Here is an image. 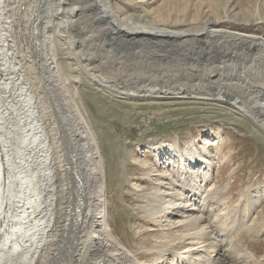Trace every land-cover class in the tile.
I'll list each match as a JSON object with an SVG mask.
<instances>
[{"label": "bare ground", "instance_id": "1", "mask_svg": "<svg viewBox=\"0 0 264 264\" xmlns=\"http://www.w3.org/2000/svg\"><path fill=\"white\" fill-rule=\"evenodd\" d=\"M74 1L76 0H0V264H146L116 243L114 237L106 232V209L101 196L106 180L103 157L97 139L77 103L79 93L69 87L70 80L79 83L80 79L77 76L66 77L59 51L65 49L74 56L82 54V51L103 52L106 48L103 41L112 43L113 38L126 47V50L131 44L145 48L148 43L145 40L160 41L157 43L165 45L173 43L172 46H176V42L186 37L187 33L160 28L157 23H151L147 15L153 16V21L161 23L170 20L173 10L182 9L180 12L189 18L190 7L206 3L210 10V2L213 0H166L164 6L153 12L147 11L146 15L130 14L125 17L111 8V0H84L90 9L89 12L86 10L87 15L84 17L80 8L78 9L80 3L76 7L72 4ZM139 1L138 5H143L145 10L151 5L150 0ZM178 1L184 5L183 8ZM253 1H248L249 8ZM230 3L224 6L227 15L236 11V7L233 8ZM169 4H172L171 10L168 9ZM211 14L206 23L207 30L192 36L191 40L210 37L219 43L217 46L228 45L230 48L227 51L241 46L253 48L254 54L244 57L240 63L232 62L233 64L206 60L210 64V71L207 62L208 68L202 71L194 69L191 65L194 58L190 57V64L179 61L173 68L167 66L176 61L153 65L151 72L157 74L138 73L139 70H134L138 69L134 68L137 61L135 59L129 70L137 71L136 76L121 82L96 76L95 67L80 65V68L88 75L91 83L111 94L139 99L203 98L221 103L232 101L229 104L237 106V110L244 114H250L264 130V103L258 102L257 111H252L239 99L242 92L239 93L230 84L234 79L248 78H245V72L247 68L255 66L258 55L264 52V47L260 46L264 42H258L250 35L227 34L216 30L219 19ZM200 15L201 13L196 14L192 20H198ZM83 21L108 24L107 29L103 26L98 28H104L106 36L91 30L94 32L92 37L86 35L84 42H75L71 39L73 30L83 34L86 30ZM96 34L99 36L95 37ZM66 35L69 36L68 40ZM137 49L132 53V59L140 55L141 51L136 52ZM106 54L110 61H102L100 65L108 64L110 69L120 71L129 68L125 66L124 60L116 58L117 56H113V59L111 54ZM147 57L154 60L153 56ZM201 58L203 64L205 56ZM209 60L213 61V57ZM145 64L151 62L147 61ZM141 65L142 62L137 67L142 68ZM164 69L165 74L161 72ZM185 80L190 83L187 84ZM179 82L182 83L179 88L173 87L172 84ZM208 88L214 92L211 93ZM207 148L202 147L203 150H208ZM159 150L163 153L159 154L158 151L157 154L161 174L155 183V191L143 196L145 204L141 208L142 212L149 214L154 221L164 217L166 225L171 228L180 220L178 223L181 226L174 228L182 229L179 230L180 237L169 241V245L173 243L172 246H177L171 251L172 254L178 255L181 252L179 249L190 248L187 247L190 245H201L210 254L217 251L216 256L210 258V264H226L227 257L220 253L221 246L206 225L210 221L206 216L214 218L212 211L216 203H220V199L216 198L217 195L202 196L200 190L195 188L196 185L201 187L202 183H198L200 180L188 178V174L194 173L196 169L211 171L213 163H209L208 167V164L203 167V164L196 165L192 155L194 149H186L188 160L184 161H190L189 164L181 167L179 175L178 170H175L186 187H189L185 193H181L174 180L170 179L167 168L166 158L171 150ZM262 191L264 190L260 192ZM250 199L240 206V213L236 218L239 227L246 226L255 219L256 203ZM220 224L225 228V221ZM230 228L227 230L237 234V230ZM249 229L259 236L264 233V222L252 224ZM232 238L233 235H230L228 245L237 249L238 245ZM190 252L194 251H188ZM244 252L238 251L237 255ZM245 253L249 255L248 252ZM235 255L229 258L234 259ZM154 261V264H158L160 259L155 257Z\"/></svg>", "mask_w": 264, "mask_h": 264}, {"label": "rangeland", "instance_id": "2", "mask_svg": "<svg viewBox=\"0 0 264 264\" xmlns=\"http://www.w3.org/2000/svg\"><path fill=\"white\" fill-rule=\"evenodd\" d=\"M138 1L111 0L110 6L121 17L130 14L146 15L145 12H153L164 6L166 0H150L149 3L151 5L146 10L143 5H138L140 2ZM248 1L213 0L210 2L211 12L208 10L206 3L201 6H193L189 10V18L180 12L182 9H175L171 12L172 19L170 18L169 21L164 22L160 21L161 23L153 21V16H147L151 23H157L160 28L165 27L164 29L187 33L186 37L176 42L177 45L179 42L189 41V39L193 38L192 36L198 35L205 29L207 30L206 23L209 22L208 15L211 13H213L211 15L215 18L219 19L216 30L227 34L250 35L262 41L264 40V0H254L250 6L251 8H249ZM228 3L233 8L236 7L234 9L236 11L228 14L229 16L226 14L224 7ZM72 4L76 7L77 5L79 6L78 9L80 8L79 10L82 11L81 13L84 17L87 15L86 10L90 11L89 5L84 0H76ZM172 4L168 5L169 10L172 9ZM178 4L181 8L184 7L180 1H178ZM189 6H191V3ZM200 13L201 15L197 17L198 20H192L196 14ZM83 24L85 27L83 28L86 29L83 34L73 30L71 39L75 42H84L87 36H93L95 30L101 33L102 36H106L104 35V28H109L106 23L100 24V26L92 21H83ZM102 26L104 27L102 28L103 30L98 29ZM91 30H94V32H91ZM94 36L98 37L99 35L96 34ZM68 37L66 35L67 40ZM110 38L113 37L110 36ZM197 40L195 47L190 51L191 53L199 52L198 54L200 55L191 61L196 63L192 67L198 71L209 67L208 70L210 71V64L206 60L211 59L213 56L218 57L224 50L221 46H217L219 43L214 42L210 37H200ZM113 41L112 43L103 41L106 45H104L106 47L104 51L93 52L94 54L82 51V54L74 56V54H68L65 49L59 51V59L66 77L77 76L80 79L79 83L70 80L69 87L79 93L76 99L77 103L80 105V109L97 139L100 153L103 157L106 180L101 190V196L103 197L102 204L106 209L104 212V222L107 223L105 225L106 232L114 237L116 243L138 257L142 263L154 264L153 261L156 257L160 259L158 264H175L172 263L174 258L171 251L177 246H172L173 243L169 245V241L180 237L181 232L179 230L182 229H174L177 226H181L178 223L180 220H177V225L171 228L166 225L167 221L164 217L154 221L155 219L150 217L149 214L143 213L141 208L145 204L143 196L155 191V183L161 174L159 161L154 162V154L156 153L154 150L157 149V152H162L159 150L162 148L171 150V153L166 158L170 179L174 180L175 186L181 190V193H185L189 187H186L182 177L180 178L178 175L181 173V167L186 164L183 160H188L185 154L186 149H194L192 155H194L200 165L203 164L202 167L207 164L206 162L209 159H211L210 163H213L211 171L200 172L196 169L194 173L188 174V178L189 180L194 178L200 180L198 183L199 185L202 183L201 187L196 185L195 188L200 190V193L203 194L202 196L217 195L216 198L220 199V203L214 204L213 214L210 213V215H214V218L209 217V215L206 216L210 220H206L208 221L206 225L211 229L212 237L214 239L217 238L215 240L221 246L220 253L223 257H227V260H225L226 264H264V233L256 236L249 229L252 224L264 222V191L260 192L264 190V130L252 120L250 114H244L238 111L237 108L224 105V103L218 101L212 102L203 98L200 100L176 98L139 99L111 94L99 88L91 83L90 78L82 67L80 68V65L91 66L90 68L95 67L94 73L96 76L108 78L110 81L121 82L124 79L130 80L136 76L137 71L135 72L134 70H139L138 73H149L153 65L159 66L161 64L156 59L153 60L147 57L143 52V46H140L136 51H141L140 55L132 59L125 53L126 47L120 45L121 43L117 42L115 38H113ZM190 44L193 46V43ZM112 46L116 47L112 48ZM226 46L224 45L223 47L226 49L230 48L228 45ZM243 48L240 46L236 50H243ZM122 50L124 51L118 53ZM106 53L111 54V58L117 56L116 58L124 60L125 66H129V68L126 67L120 71L115 68L110 69L108 64L100 65L102 61L104 63L110 61L109 55ZM260 54H257L258 60H256L255 66L252 64L254 67L247 68L245 78H248L246 80L243 79L245 81L238 78L239 80L234 79L230 82L239 93L242 92L239 94V99L245 102L252 111H257L258 102L264 103V52ZM202 56H205L203 64L201 63ZM135 59L137 61L134 68L138 69L129 70L130 67H133L131 63L133 64ZM147 61L151 62V64H145ZM141 62L142 68L137 67ZM206 62L208 67H206ZM122 66H124V63ZM143 67L145 68L143 69ZM185 82L187 84L190 83L186 80ZM151 84L154 85L152 82ZM180 84L182 85L181 82L172 85L175 88H179ZM202 147H208V150H203ZM175 150L183 153H176ZM201 158L203 160H200ZM208 166L209 164L206 167ZM175 170H178V172ZM173 186L171 185V187ZM187 193L190 194V192ZM248 199L256 203V208L254 209L255 219H253L254 222L252 221L246 226L239 227L236 224V218L238 213H240V206ZM205 211L207 212V210ZM202 213L206 215L205 212ZM211 218L216 220L217 223L212 222ZM223 221L226 222L225 228L220 224ZM230 227L237 230V234L227 230L231 229ZM230 235H233L232 240L238 245L239 249H233L232 246L228 245ZM199 246L201 245H194V247L190 245L187 246L190 248L179 249L181 251L179 263L194 264L199 257L196 248L197 250H202ZM166 250L169 251L167 252ZM187 250H193L194 252L188 253ZM238 251L248 252L250 256L244 252L240 255L242 257H240L237 255ZM216 253L217 251H213L211 255L213 256ZM233 254H236L234 259L229 258ZM243 255L246 258H243Z\"/></svg>", "mask_w": 264, "mask_h": 264}, {"label": "water", "instance_id": "3", "mask_svg": "<svg viewBox=\"0 0 264 264\" xmlns=\"http://www.w3.org/2000/svg\"><path fill=\"white\" fill-rule=\"evenodd\" d=\"M255 40L258 42H264V40H262V41L257 40V39H255ZM145 42H148L146 47L143 49V52H145V55L146 56H153L154 59L159 61L161 64L162 63L167 64V63H170L172 61H176L173 64L170 63L171 68H173V66H175L179 61L187 62L190 64V62L188 61L189 59H191L190 57L196 58V56L200 55V54H198L199 52L191 53V51H190L191 49H193L195 47L196 43L198 42V40L196 38H195V40H191L188 42H179V44L176 46H172L173 43H170L171 45H165L163 43H157L160 41L151 42V41L145 40ZM190 43H193V46ZM260 46L264 47V45L262 43ZM138 47H140V46H136L134 44H131L130 46L127 47L128 49L125 50V53L128 54V56L132 58V53H134V51ZM222 48H223L224 52L226 51L227 53H222L219 57L213 56V61H211V60H207V61L212 62V63H214V62L219 63V62H223V61H226L228 63H232V62L233 63H240L244 59V57H247L250 54H254L253 48H250V47H248V48L245 47V48H243V50H241V49L234 50L233 49L232 51H227L226 48L223 46H222ZM123 51L124 50H122L118 53H121ZM193 64H196V63L191 62V65H193ZM161 72L165 74L166 70L165 69L161 70ZM208 89L211 93L214 92L213 89H210V88H208ZM152 99L154 100V99H158V98H152ZM230 102H232V101H230ZM230 102H224V105L226 104V105L232 106L231 104H229ZM232 107L237 108V106H232ZM251 118L253 119V117H251Z\"/></svg>", "mask_w": 264, "mask_h": 264}]
</instances>
